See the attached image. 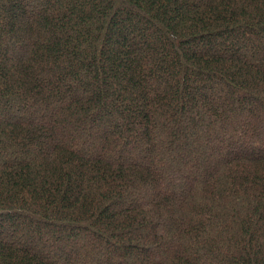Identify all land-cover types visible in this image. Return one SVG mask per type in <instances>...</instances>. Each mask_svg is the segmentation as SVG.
I'll use <instances>...</instances> for the list:
<instances>
[{"label": "trees", "instance_id": "obj_1", "mask_svg": "<svg viewBox=\"0 0 264 264\" xmlns=\"http://www.w3.org/2000/svg\"><path fill=\"white\" fill-rule=\"evenodd\" d=\"M0 264H264V0H0Z\"/></svg>", "mask_w": 264, "mask_h": 264}, {"label": "rangeland", "instance_id": "obj_2", "mask_svg": "<svg viewBox=\"0 0 264 264\" xmlns=\"http://www.w3.org/2000/svg\"><path fill=\"white\" fill-rule=\"evenodd\" d=\"M224 135V131L223 132H221V134L219 135V136H223ZM224 137V136H223ZM192 139V141H193V137L191 138ZM219 141H220V138H219ZM213 143L214 142H218V140H213L212 141ZM192 147H193V143H192ZM191 147V148H192ZM189 151H190V148H189ZM213 151V150H212ZM207 152V153H205V151H203V152H201L200 154H198L197 155V157L199 158V159H201V158H206V154H207V157H210V158H212V157H214L215 156V154H214V151L213 152ZM132 152H134V150L133 149H131V154L134 156V154L132 153ZM186 153H188V152H182L181 150H174V151H172L171 153H168V155H165L164 157H166L167 159L168 158H172V157H175V156H179V155H183V154H186ZM163 162H164V167H166V166H168V165H170V162H168V160H163ZM188 168L190 167L189 165L187 166ZM166 170H168L167 171V173L169 174V173H171L172 171L169 169V168H167ZM166 170H165V172H166ZM190 171V170H189ZM174 175H176V172L175 173H173ZM177 182H178V180H177ZM36 242L34 241L33 242V244H35ZM74 244V243H73ZM76 247H80L81 245H82V243L80 242H76L75 244H74ZM117 261H120L119 259L117 260ZM126 262H131V259H127V261Z\"/></svg>", "mask_w": 264, "mask_h": 264}]
</instances>
